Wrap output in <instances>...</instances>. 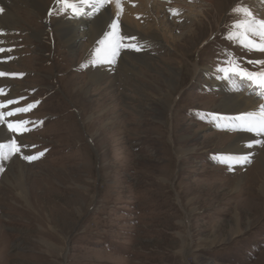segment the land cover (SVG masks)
Returning <instances> with one entry per match:
<instances>
[{"label":"rangeland","instance_id":"1","mask_svg":"<svg viewBox=\"0 0 264 264\" xmlns=\"http://www.w3.org/2000/svg\"><path fill=\"white\" fill-rule=\"evenodd\" d=\"M6 1L0 264H264V0H106L87 28L109 11L120 38L72 51L67 0Z\"/></svg>","mask_w":264,"mask_h":264},{"label":"bare ground","instance_id":"2","mask_svg":"<svg viewBox=\"0 0 264 264\" xmlns=\"http://www.w3.org/2000/svg\"><path fill=\"white\" fill-rule=\"evenodd\" d=\"M106 0H67V4L71 6V11L73 12L72 14L70 13L69 14V19L65 22L61 21L57 24L55 30H56V34H58V36L60 37V41L61 43L66 46L70 51H72L73 49H75L78 44H80L81 42H79V38L82 36V37H87L88 38V42H89V45H88V48L91 47L93 45V47L95 46L96 42L98 43V40L99 38L102 36H106L107 33L109 35H111L112 37L114 38H117L119 37L120 34H118L117 32V26L120 25L119 22L117 24H115V15H112L110 16V12L109 11H104L106 10L105 8V2ZM150 0H130L129 2L131 3H135L136 2H139L140 5H143L145 6V4H148ZM28 7H29V10L32 14H38L39 10H41V8L44 6L47 5V2L48 0H27L26 1ZM96 4H95V3ZM115 2V1H114ZM25 3V2H24ZM95 5L97 7H103L104 8V12L106 13L105 15H102L100 16L98 19H96L94 22H92L90 24V27L87 28L88 26V19L86 18L87 16V7L88 5ZM113 4V3H112ZM12 4H9L6 0H0V27H4L5 29H7V27H11L13 26V21H17L19 20V18L17 17L15 11H14V8L15 6H11ZM15 5H18V4H15ZM146 7V6H145ZM148 7V5H147ZM146 7V8H147ZM153 7H155V5H153ZM112 8V7H111ZM16 9V8H15ZM117 9V8H116ZM141 10V8H138ZM143 9V7H142ZM115 10V9H114ZM135 10V9H134ZM84 11H86L85 14ZM137 11V10H135ZM113 12V11H112ZM117 13V11H115ZM114 12V13H115ZM140 12V11H139ZM142 12V11H141ZM181 12V11H179ZM150 13V12H149ZM161 13V12H160ZM113 14V13H112ZM119 13H117L118 15ZM82 15V16H81ZM148 15V14H147ZM81 16V17H80ZM146 16V14H145ZM151 16V15H150ZM159 16V15H158ZM80 17V18H79ZM132 17V16H131ZM144 19V17H141ZM140 18V19H141ZM117 19V18H116ZM145 20V19H144ZM158 19H155V21H157ZM127 22L129 21H132L133 24H135L133 21V19L131 18H127L126 20ZM143 21V20H142ZM7 22H10L12 23V25H8ZM160 22V21H159ZM141 23V22H140ZM18 24V22L16 23ZM143 24V22H142ZM148 24V23H147ZM146 25V23H145ZM6 26V27H5ZM136 26L139 30H142L144 29V27H142V25L140 26L139 25V22H136ZM144 26V25H143ZM148 26L150 27V25L148 24ZM155 26H157L155 29H156V32L158 33L157 34V38L158 39H161L160 37L162 36L163 38L162 39H165L166 42H168V37H164L165 33H162V35L159 33V30H158V24L156 22ZM130 28H132L134 31L132 32L131 36L127 39H124L126 37L125 33H128V31L126 29H123L122 27V30H123V33H122V36H123V39L125 42L126 40H130L131 37H135L137 38V31L135 30L134 26L132 24H129ZM125 28V27H124ZM89 29V30H88ZM161 30V29H160ZM89 31V32H88ZM167 32V31H166ZM4 33V32H3ZM143 34V33H142ZM140 33H138V35H142ZM145 34V33H144ZM1 35V34H0ZM121 36V35H120ZM35 38H38V35H35L34 36ZM111 37V38H112ZM108 38V37H107ZM120 38V37H119ZM144 38V37H143ZM134 39V38H133ZM164 40V41H165ZM110 42V41H109ZM116 42V41H115ZM119 42V41H118ZM103 45V44H102ZM105 45V44H104ZM87 46V45H86ZM105 47V46H104ZM115 48V47H114ZM113 48V49H114ZM111 49H112V46H111ZM119 49V48H118ZM104 50V48L100 51V49H97V56L101 55L102 54V51ZM112 51V50H111ZM92 55V54H91ZM102 56V55H101ZM100 56V57H101ZM99 57V58H100ZM134 59H137V56H132ZM95 58V57H94ZM104 58V56H103ZM93 59V58H92ZM91 59V60H92ZM97 60V59H96ZM99 60V59H98ZM112 60V59H111ZM100 62V60H99ZM93 64H96V62H94ZM105 64V63H104ZM108 64V63H107ZM115 64V63H114ZM110 65V64H109ZM100 66V65H99ZM116 66V65H115ZM4 67V65L2 66ZM110 67V66H108ZM111 70V69H110ZM92 72V71H91ZM99 72V70L97 71ZM96 72V73H97ZM94 72H92L93 74ZM4 74H7L8 76L9 75H12V72H5L1 67H0V76L1 75H4ZM99 75V74H98ZM171 75H173V72L171 71ZM177 75V74H176ZM8 76H3V77H8ZM89 78L90 81H92V83H95L96 85H99L100 84V80L102 79L101 77V72H100V76L97 77L96 75H91ZM2 77H0V82L2 81ZM5 82V81H3ZM8 82V81H7ZM6 83V82H5ZM14 84L13 83H10V86H13ZM101 86V85H100ZM257 86V84H256ZM85 87V86H84ZM83 87V88H84ZM18 89V88H17ZM14 90V89H13ZM13 90L11 91V94L13 92ZM19 90V89H18ZM7 96V95H6ZM9 96V95H8ZM246 96V95H245ZM3 99V97H2ZM222 102L224 104H226V110H230V111H233V112H236V113H244L246 111H249V110H252V112L254 113L255 110L259 109V108H262V106L260 104H258L257 102L255 103V101L252 99V98H244L243 96H237V97H229V98H226L224 100H222ZM251 112V111H250ZM252 116V115H251ZM13 118V119H12ZM19 118V117H18ZM9 119H12L14 120L15 122V128H16V132H19V127L22 125L21 122L17 119V117H11ZM11 123V122H10ZM261 124V123H259ZM12 125V124H11ZM264 125V124H263ZM261 126V125H260ZM263 129L261 130L262 132L264 131V126H262ZM260 127V128H262ZM15 133V132H14ZM264 134V133H263ZM257 138H259L257 140V138H255V135H252L251 136H246V134H243V136H240L239 139L236 141V144L237 146L234 147V150H240L242 153H245L244 150H242V148L244 147V145H246L247 143H250L252 145H254L252 148V152L257 149L255 147L256 146V143L255 142H258L259 140L262 139L261 136H257ZM255 138V139H254ZM2 142V140L0 139V143ZM234 146V145H233ZM232 146V147H233ZM230 151V150H229ZM263 158H264V147H263ZM243 155V154H242ZM14 172V171H13ZM264 188H262L263 190ZM234 230V229H233ZM236 234V233H235Z\"/></svg>","mask_w":264,"mask_h":264}]
</instances>
